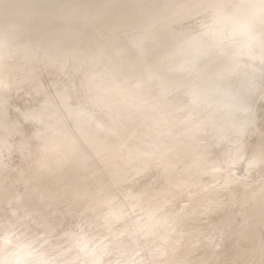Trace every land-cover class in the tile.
I'll use <instances>...</instances> for the list:
<instances>
[{
	"label": "bare ground",
	"instance_id": "bare-ground-1",
	"mask_svg": "<svg viewBox=\"0 0 264 264\" xmlns=\"http://www.w3.org/2000/svg\"><path fill=\"white\" fill-rule=\"evenodd\" d=\"M213 2L214 0H0V65L3 67V71L1 70L0 73L5 72L2 74L7 75L8 73L6 72H10L9 74L11 75L13 73L22 72L24 75L26 74L25 76L27 78L29 77L27 79V81H29V86L32 84L30 81L34 79L36 80L37 85H31L32 88L34 87L36 90V88L44 87L45 90L43 88L40 90L38 89V94L36 95L34 93L35 96L31 93V96L34 97L30 96V98H35L34 100H36L38 105V112L49 115L56 121L53 126L56 131V137L50 140V145L52 147L64 146L68 142L66 128L68 126V120L71 121L72 124H70V126L78 132L79 137L87 145L85 147L88 149V153L91 152L92 154V163L90 162L91 165L90 163L88 164L90 172L93 174L96 172L98 175L100 173H97V171H102L100 175L104 177L103 180H97L98 182L96 183L95 188L98 192L102 190L105 193V196H103L104 194L101 192L103 197L94 199L92 197L93 194L85 192L86 194L84 197L87 199L83 197V201H87L89 199L91 201H88L91 204V207L89 206L91 209L92 207L94 210L99 208L100 211L101 206H103L104 209H107L106 212L103 211L104 209H101V214L97 210L100 215L98 213L96 215L106 225V228H108L107 230L110 231L116 226H119L116 225L115 227H112L115 224L120 223V226L123 225L120 227L122 228V231L119 230L120 228L115 231H118L117 235H120V238L121 235L124 237V239H122V237L121 240L118 241L120 244L121 242H125V245L139 244L138 241L140 239L143 241L142 244H144V240L146 238L148 239V243L142 246L140 245L141 249H134V251L132 250V253H130V245L129 247L127 246L128 249H130V256L126 258H128L127 260L131 264H233V262L228 260L227 257V254L231 251L229 244L231 245L230 242H233V240H230V238L228 239L225 234L227 232L232 233L235 231L236 226L238 227L240 219L242 218L241 214L230 213L229 215H226L223 212L218 214V217L221 215L227 217L225 218L224 223L220 222L218 226L215 224V227L218 228L215 231L212 230L213 228H210L213 224L210 225V227L208 226L209 230L206 227L209 232H214V237L216 236L215 233L217 231V238L213 237L212 239L210 236L212 233L208 234L211 237L210 238L206 236L207 233L204 231L203 232L205 234L200 232V230H204L198 228L199 224L202 222V218L198 219L199 216L196 214L195 215L198 216L197 219L201 221L197 220L199 222L198 226L195 225L198 231L194 229L195 227L193 229L190 227L192 229L190 232V229L187 230V228L186 230L188 232L183 231L186 223L189 222L188 220L192 219L191 216V218L188 217V214L193 212L195 206L191 204L190 201L185 202V200H183L185 195L195 194V197L197 198L202 191L215 194L220 191L221 187H226L227 184V187H229L235 182L237 183V178L241 177L238 176L233 178L235 176L234 168H232V170H234L232 173L233 176L230 175V170V173H227L229 176L227 174H223V171L226 173L228 172V169L227 171L224 170L223 167L225 165H221L222 162L220 163V161L225 160V162L228 163V166H235V161L240 162L238 160H241L242 162L244 159V161L250 162L249 164L253 167L255 163L257 165H261V163L258 162L262 157H264V150L259 148L257 149L254 147L253 143L248 141V138H251L250 136L252 133L254 134L255 131L258 133L257 130L260 128L253 131L252 127H254L253 125H255V127H259V121L257 120V122L256 120H253V118H249V116H247L248 110H250L253 114L254 111L259 108L257 107L258 104L259 106L260 103L262 104V100L264 99V78H258V84L261 86L258 87L255 92L251 93L249 98L246 97L247 99H244L242 97L245 96L246 93L242 87H244L245 83H247V78L244 70L238 69L231 60L226 59L222 55H206L200 53L195 56H188L184 54L185 45L200 35V26L210 15V6ZM53 7L55 10L53 9L52 13L51 11ZM54 12H56L55 15H52ZM30 13L36 14L33 19L30 17ZM77 18L79 19V22L81 20L80 23L83 24L84 22L85 25L83 24V26L81 25L80 27L75 28L71 25L73 29H68L71 27L68 25H70L71 22ZM69 22L70 24H68ZM76 23L78 24V21ZM105 23L108 24L106 25L107 27L104 26L105 29L108 28L106 29L108 31H111L109 26L114 28L113 26L116 25L115 27H118L119 31L122 29L121 33L124 32L120 35L117 31V34L115 33L117 38H115L114 34H111L112 36L114 35L113 37L115 38L112 39L113 37H111V40H114L113 44L115 48H112L113 44H109L110 40L107 38L111 35L106 37L105 35H100L101 31L98 29L103 27ZM72 24H74V22H72ZM65 25L68 28H66ZM147 26H149V29L153 26L155 30L152 29V31H154L149 33L151 30L147 31L148 29H144V31H142L143 29H140L143 27L148 28ZM134 29L141 30L142 32L138 31L140 33H137ZM106 30L105 32H107ZM145 30L147 32L143 33ZM102 31H104V29ZM128 31H130L131 34H129L130 32L128 33ZM132 31H134L136 35H134L135 33ZM4 32H9L12 35L10 36L13 38L15 37V40H18V42L15 41V43L13 39L14 43L12 41V43H10L12 38L9 37L10 40L8 41L9 38L7 39V36H9V34L5 36L4 34L6 33ZM108 34L110 33L108 32ZM79 39L82 43H79ZM82 39L85 41L83 40V42ZM39 40L43 42L45 41L47 45L46 50L44 47L45 45H41V42H39V47L37 46L39 44H36L35 46L33 45ZM107 41L108 44L112 46L108 45V48L111 47L115 50L118 49L116 52L113 50L116 53V60L119 58L117 62L122 61L123 63L126 61L125 59L128 61V64L124 62L128 65L127 67L124 63L121 64V62H119L121 65L119 63L117 64H119L120 67L118 65L113 68L111 65L113 69L116 68L117 70L118 67V69L120 68L122 71L124 67V72L127 71L128 68L129 70H137L138 67L141 66L140 68H142L144 66L143 64H140L139 66L138 61L143 63L144 61L142 60H147L146 71L145 66L143 67L144 69L140 70L141 73L138 71L140 68L136 72L132 70L133 74L136 75L137 72H139V74L136 75L137 77L134 75L135 79H133L134 81H131L132 73L130 75V80L127 79L130 77L126 74L131 71L126 72L125 74H120L118 72L120 70L117 72L114 70V72L111 67H109L110 65L108 66L109 69L103 70L104 66L102 67L99 65V60L103 57L102 53L104 52H102V50L108 49L105 46L107 45ZM95 43L97 44V46L94 47L95 51L89 52L92 54H88L89 56H86V52L93 48L92 45L94 44L95 46ZM24 44H27L28 48L29 44L31 48L34 46V49L31 50H35L37 47V49L41 48L42 54L44 52V55L49 56V58L51 57V60L48 59L47 56V60L44 59V56L42 58L39 57L41 56L39 55L41 54V49L40 52L39 50H36V53L38 52L37 54L39 56L34 51L30 53L31 50L27 48L25 49L26 45ZM102 45L105 46V48H103ZM41 46H43L44 49ZM27 50H29V52ZM121 57L122 60H120ZM84 58L85 60L86 58L88 61L90 60L88 62L90 64L89 67H87V65L83 66L85 68L81 70V72L83 71V74L86 76V84L83 85L85 88H79L83 87L81 83L84 82V78L80 79L82 78L79 77L80 74L77 76L80 81H83L80 83H78L77 77L70 76V80L75 78V82L77 81L76 83H78L77 85L81 84V86L75 87L76 90L79 88L77 94H73L74 92L76 93L75 88H73L74 92H72L73 89L69 91V93L73 94V96H68V94H64V92L66 93L68 89V87H66L68 84H64L67 80L64 82L60 79L57 80V78L62 75V69H67L69 65H72L71 67H73L77 64H82V61L83 65L88 64L84 61ZM57 61H60L59 65L56 64ZM67 61H70L71 63H68V67L63 65L64 63L66 64ZM135 63L138 64V67L136 66L137 68H134ZM117 64L115 63V65ZM122 65L124 66L122 67ZM130 66L133 68L130 69ZM182 66H187V68L189 66V71L186 72L182 70L185 72L182 73L180 71V68H183ZM143 70L144 72H142ZM67 71L64 72L66 74L70 73L71 75V72L67 73ZM78 71L80 72L79 69L77 72ZM22 73H19L20 76ZM101 74L105 75L104 80H102L103 76ZM24 75L22 78L18 77V80L16 79V76L18 75H14L15 78L12 76L15 81L17 80V82L14 81L15 84L17 83L18 85V83H20V86L22 83H26L27 81H25L26 77H24ZM49 75L54 76V82L52 81L53 83L50 81ZM98 76L102 77V79L100 78V81L102 82L94 80ZM19 78H24V82H19V80L21 81ZM66 78L67 77L62 80ZM13 79L10 80V83L11 81L13 82ZM56 80L59 81L58 85ZM96 80H98V78ZM146 80L151 82L148 87L144 84ZM60 81L63 83H60ZM36 82L33 83L36 84ZM224 83L231 84L233 87L231 86L229 90L221 92L219 90V86ZM60 84L65 85L66 88L64 90L60 89ZM69 84L71 85V82ZM10 85H13V83ZM31 86L30 89L32 91ZM58 86L60 90L57 88ZM143 86L147 87V95L145 99L137 102L136 95ZM26 87L28 86L26 85ZM101 87L105 90L103 91ZM207 87L208 89H211V92L208 90L210 92L209 94L207 93L208 91L205 90ZM27 89L29 90V88ZM55 89L58 90V92H55L54 94V91H56ZM41 90H44L43 94L40 93ZM46 90H53L51 91L53 93L50 94V91L47 92ZM61 90L62 93H59ZM191 92H194V95L196 93L195 96L197 97L195 98H197V101H199L200 98L203 100L206 99V101L203 102L200 100L203 103L199 102L200 104H197L195 98V103L192 101V98H190V100L192 99V102L182 99L188 96L187 93L193 96V93ZM56 93L58 95L54 96ZM96 93H98V95L100 94L99 98ZM178 94H181L182 96H179ZM92 98L98 99L95 100ZM215 98L221 101V107H219V105L213 106L210 103V101ZM151 99H153V101L158 99L159 101L157 100L156 102L157 104L159 103L158 107L165 108L166 110L162 111L157 109L158 114L156 116H153L154 114L152 115V113L155 112L150 114L147 113L148 108L146 109V107ZM92 100L94 101L92 102ZM95 101H97L96 103L98 106L94 105ZM151 102L152 101H150V103ZM232 105H235L234 108H239L227 120V127L233 129L231 131H234L233 135L235 133L238 141H241L242 139L239 138H242L244 135L245 137H248L245 139L247 140L245 141L246 143H244V139L242 140L243 142L241 141L244 144H241V142L238 143L239 145L241 144L240 146L236 144L237 142H234V144L238 146L236 148L237 151L236 149L233 150L236 151V154L233 152L235 154V161L233 159L234 157L230 156L232 160L227 162L226 153L223 157H219L220 161H218V158L215 159L217 156L213 159L215 152H213L214 154L212 155L210 154L211 151H214L210 147L214 146L215 149H218L220 145L217 143L218 147L216 148V144H214L217 140L216 136L219 134L218 131L215 132L216 134L218 133L217 135H214V133L212 135L209 134V136L212 137L211 139L215 138L214 142L208 140L213 144V146L210 144V147H208V149H211L210 151L207 150L209 151V154L202 155L205 152H202V154L199 152V155L201 154V156H197V151L203 150V147L202 149L199 148L200 144L205 141V139L204 141L202 139L209 137H207L208 132H212V129H214L215 126H218L220 121L226 117V112ZM148 106L150 107V105ZM263 108L264 106L261 107L264 111ZM144 109H146V111ZM149 109H152V107ZM142 110L144 111L140 112ZM10 112L11 111L8 110L7 102L0 97V137H2L3 132H12L16 128L20 129L19 126L24 129H32V124L21 118H19V120L21 119L20 122H8ZM144 112L149 116L147 114L144 115ZM260 114L261 113H259V115ZM262 114L264 115L263 112ZM262 114L261 117H263ZM151 115L154 117H151L153 119L152 121H155V123L151 124V119L149 120V123L152 126H155L152 128L158 129L157 127L160 126L159 128L161 129L160 131L158 129L159 132L155 130L157 132L156 134L150 132L152 135L148 133V125L151 126L147 123L149 118L147 120L145 118V116L150 117ZM169 117L180 118V120L185 124L179 132L177 142L186 143L191 151L188 156L186 155V157L179 159L177 163L175 162V164L179 163V166L177 165L178 167L174 168L175 170L171 169L172 171L166 170L168 167L172 168V163L168 166V163L166 164L164 162L165 155L158 158L159 160L151 162L148 158L149 155L147 154L149 142L160 140L162 135L165 134V121L170 120ZM247 123H250L249 126L253 124L251 128L245 125ZM245 126H247L246 128L251 129L252 131L250 130V132L252 133L247 132L249 129H246ZM216 127L215 129H217ZM222 130V134L220 132L219 136L224 135V130H226V128L223 130L224 133ZM227 131L229 132V130H226V132ZM140 133H144V135L148 133L150 135H147L144 139V135H139ZM229 134L232 133L229 132ZM226 135H224L226 137L224 139L228 141V134L226 133ZM140 136L143 137L144 142L141 141L142 139L140 140ZM229 139L230 142L232 140L230 135ZM27 140L30 143L29 146H31L30 150L33 151L31 138L28 137ZM219 140L221 139H218L217 142ZM231 142L233 143V141ZM207 143L209 142H206L205 144ZM232 143H230L231 147L233 145ZM226 145L229 144L226 143ZM226 145L224 144L222 147H227ZM198 148L201 150H197ZM233 148H235V146ZM222 150L223 149L220 151ZM222 152L220 154L224 153ZM226 152L227 154L229 153L228 151ZM82 154L83 156L86 155L84 151H82ZM209 155L212 157L210 158ZM229 155L228 160L231 159ZM249 155L253 157H249ZM224 156H226L225 159ZM221 158L223 159L221 160ZM261 161L262 160H260V162ZM225 162L224 164H226ZM229 162H232V164H229ZM248 162H245L247 164H237L248 165ZM165 164L167 166H165ZM256 164L255 166L257 167ZM248 166L247 168H244H252ZM165 167L167 168L165 169ZM258 167L256 168L257 170ZM260 167L259 170H261L264 166L261 165ZM226 168L229 167H225V169ZM252 169H248L249 172L252 171ZM258 171L255 173V176L260 174V172L258 174ZM262 172H264V170ZM131 175H134V177L132 176L130 178ZM262 175H264V173H262ZM260 177L257 178L259 179ZM146 178H148V180L145 181L147 182V185H145L144 182V185H141V180ZM263 179L259 181L262 182ZM148 181H150L149 184ZM236 183L234 187L237 185ZM263 184L262 187L264 188ZM254 186L255 188L258 187V185ZM260 186L257 189L262 190L263 192L264 190L263 188H260ZM118 194L122 195L118 196ZM251 200L252 199L246 195L245 202H251ZM227 204L232 205V199H228ZM94 210H92L91 214ZM262 215L263 214H261V216ZM187 217L189 218L188 220ZM142 220L144 221V224L139 225L141 226L139 227L138 223ZM192 222L193 221L189 222L190 226H192ZM258 222L262 225L256 231L254 242L258 241L264 246V239L260 236L264 229V215ZM202 225L203 224L201 223V226ZM188 226L189 225L187 224V227ZM205 226L203 228H205ZM119 231L123 232V234L119 233ZM163 231L165 233L167 232V234L164 233L165 235L159 237L161 235H159V232L163 233ZM168 231L174 234L172 235ZM174 231L180 232L177 234H182L183 236H177V239L173 238L172 236L176 233ZM145 233L146 238L143 240ZM202 233L203 236L205 235L207 238V240H204L208 242L207 244L205 243V246L203 244H199L201 241L202 243L204 241L198 240L199 236H197L201 234V237ZM220 234V240L226 237L224 244L222 241H219L218 236L220 237ZM222 234L223 236L225 235V237H223ZM117 235L114 234L113 237L116 238L115 236ZM21 236L22 234L16 233L13 228L1 230L0 255H3L5 252L18 254L17 251L12 250L11 244L13 242H21ZM118 239L119 238L117 237V240ZM157 240L159 242H157ZM4 243H8L9 246L5 248ZM217 246H219L222 250L217 252L215 255L214 252H216ZM212 248H215V251H210V253H214L215 256H212V253L211 255H207L208 250L206 252V249ZM128 249L125 250L128 251ZM203 249L204 251L202 252ZM125 250L123 252H125ZM261 251L264 252V250ZM254 258L256 259L252 258L255 261L254 264H264V253L262 255H257V257Z\"/></svg>",
	"mask_w": 264,
	"mask_h": 264
},
{
	"label": "rangeland",
	"instance_id": "rangeland-1",
	"mask_svg": "<svg viewBox=\"0 0 264 264\" xmlns=\"http://www.w3.org/2000/svg\"><path fill=\"white\" fill-rule=\"evenodd\" d=\"M53 9H54V7L52 8V11H51L52 13H53ZM55 13L56 12H54V14H52V15H55ZM35 15H36L35 13H30V17L32 19L35 17ZM77 21H78V24L76 23ZM72 22H74V24H72ZM72 22H71V24H70V22L68 23L70 25H68V24H66V25H68L69 27L72 25L73 28H75V27H80L81 25L83 26V24H84L83 21H82L83 24L80 23L81 20L79 22L78 18L74 19V21H72ZM106 25H108V24L105 23V25H103V27ZM72 26L70 28H68L66 26V28L73 29ZM115 26L116 25L113 26L114 28L109 26V29L111 28L110 29L111 31L106 30L108 28L105 29V27L104 28L101 27L100 28L101 30L98 29L99 31H101L100 35H102V36L105 35V37L108 35H111V34L115 35V33L117 31H118V34H120V35L124 33V32L121 33V31H122L121 28H120L121 30L119 31V28L118 27L116 28ZM147 27L148 28L143 27L140 29H143L142 31H144V29H148L147 31L151 30L149 33H152L155 30L153 26H151L150 29H149V26H147ZM103 29H104V31H102ZM137 29H139V28H137ZM137 29H134L135 32L136 31H137V33L142 32L141 30H137ZM152 29H154V30L152 31ZM105 30L107 32H105ZM131 30H133V29H131ZM130 31H128V33ZM138 31H140V32H138ZM147 31L145 30V32H143V33H146ZM108 32L110 34H108ZM132 32H134V31H132ZM4 33H6V32H4ZM101 33H103V34H101ZM7 34H9V36H7V39L9 37L12 38V40H10V38L8 39V41L10 40V43L13 42V39H14V42L16 41L15 37L14 38L11 37L12 35L9 32H7L4 35L6 36ZM97 34H99V33H97ZM129 34H131V32ZM134 35H136V33ZM113 36L111 35V36L107 37L110 40L109 44H113L114 40H111V37H113ZM107 38H106V40H107ZM115 38H117L116 35H115ZM115 38L113 37L112 39H115ZM40 40H42V39H40ZM40 40L37 43H34L33 45L35 46L36 44H39V45H37L39 47L40 46L39 42H41V45H43V46L45 45L44 47L46 50L47 45H46L45 41L43 42ZM83 40L84 39H82V41ZM108 41H107V45H105L107 48L109 45ZM16 42H18V40ZM79 43H82L81 40ZM144 44H146V43H144ZM24 45H26L25 49L26 48L29 50L34 49V46H32L33 48H31L30 44H29V48L27 47V44H24ZM43 46H41V47L44 49ZM92 46H93V48L89 49L86 52V56H89L88 54H90V55L92 54L89 52L95 51L94 47H96L97 44L95 43V46H94V44ZM105 46L102 45L103 48H105ZM109 46H111V45H109ZM111 47H109L106 50H102V52H104V53H102L103 57L101 56L102 58L99 60V63H100L99 65H101L102 67L104 66V69L101 68L103 70H107V69H109V67H111V69L114 71V70H116V68L115 69H113V68L118 66L120 64L119 62H121V64H123L124 62L128 64L127 59H125L126 61H124V59H123V61H124L123 63H122V61L117 62V60H119V58H117V60H116V57H115L116 53L115 52L118 49H116V50L112 49V48H115L114 44H113V47L112 48ZM37 48H35V50H31L30 53H32V51H34L36 53V50H39V52H40L41 48L40 49H37ZM29 50H27V51L29 52ZM113 50H115V52ZM118 53H119V51H118ZM119 54H117V55H119ZM39 55H41V56H39ZM39 55L38 56L40 58H42L44 56L45 57L44 59H46L47 55H44V52L42 54V49H41V54H39ZM47 58L50 59L51 57L49 58V56H47ZM69 59H67V60H69ZM120 60H122V57L120 58ZM84 61H86L88 63L90 60L88 61L87 58H86V60L84 58ZM142 61L146 62L147 60H142ZM57 62H56V64L59 65L60 61L58 63ZM144 62L142 63V62L138 61V64H139V66H140V64H143L145 66V71H146L147 62L146 63H144ZM68 63L71 64L70 61L69 62L67 61L66 62L67 65L65 63L63 65L68 67ZM115 63L116 64L119 63V64L115 65ZM127 64H125L126 67L128 66ZM138 64L135 63L134 64L135 66L133 65L134 68H137ZM77 65H75L73 67H71L72 65H69V67L72 69H70L69 67L68 68L65 67L68 69V71H67V69L64 70V68H63L64 66H63L62 67L63 73L60 76L61 78L59 77V75H58L59 78H57V80L60 79L61 81H64V82L67 80V82L64 84L65 85L68 84V85H66V87H68V89L69 88L70 89L69 90L67 89L68 93H67V91H66V93L64 91L63 92L66 95L68 94V96H70V95L73 96V94L74 95L77 94V91H79V88L80 89L85 88V86H83V85L86 84V82H85L86 76H85V74H83V71L81 72V70H83V68H85L83 66L87 65V67H89L90 64L88 63V64L83 65V61H82V64H77ZM111 65L113 66V68ZM120 65H119V67H120ZM79 66L81 67V69ZM123 66L124 65H122V67ZM74 67H76L77 70L79 69L80 72L79 71L77 72L76 68H74ZM140 67H138L137 70ZM143 67L138 70L140 73H141L140 70L144 69ZM182 67L183 68H180V71L182 73H185L184 71H186V72L189 71L188 70V68H190L189 66H188V68H187V66H182ZM2 68L3 67L1 66L0 71L2 70ZM73 68H74V70H76L75 72H73L74 71ZM131 68H133V67L130 66V69ZM118 70H120V68L118 69V67H117L116 72ZM123 70H124V67H123L122 71ZM132 70L135 72L137 71L136 69L135 70L134 69L129 70V68H128L127 71H125V72L123 71L124 73L121 70L118 72L120 74L121 73L125 74L126 72L131 71V72L126 73V74H128V77H130V75L132 73V79H131V77L127 78V76H126V78L129 80L131 79V81H132L133 79H135V76L139 74V72H137L136 75L133 74ZM182 70H184V71H182ZM64 71L65 72L67 71V73L71 72V75H70V73L66 74ZM142 72H144V70ZM2 73L4 74L5 72L0 73V78H1V80H0V97L3 98L7 102L8 110L11 111L8 122L15 123L16 121L20 122V120L23 119V120L29 121L33 126L32 127L30 125L32 127V129L31 128L30 129H24L21 126H19L20 129L16 128L12 132L11 131L3 132L2 137H0V231L4 230V229L13 228L16 233L22 234L21 242L18 241V243L13 242L11 244L12 250L17 251L18 254L23 259H40V260H44V261H50L51 264H131L127 260L128 258H126V257L130 256V253H132L134 251V249L139 250V249H141L142 245L148 243V239L145 237L146 233L143 236L144 237L143 240L146 238L145 240H147V241L144 240L145 243L142 244L143 241L140 239L139 241L141 243L139 241H138L139 244L136 243L139 246L141 245L140 248L136 244H134L135 246L132 244L131 245L130 244L125 245V242L124 243L121 242V244H120L118 241L121 240L123 235H121V238H120L119 237L120 235L119 236L117 235L118 231L117 232H115V231L118 230L123 225L120 226V223L115 224L112 227L119 225V226H116L117 229L115 227L114 228L115 230L114 229H112L110 231L107 230L108 228H106V225L102 222V220L99 217L96 216L98 212L100 213L101 209L102 210L104 209L103 206L100 207L101 208L100 211H99V208L95 209L96 210L95 211L93 209V207H92V209L90 208L91 204L88 202V201H90L89 199L87 201L86 200L83 201L85 198L84 195L86 194L85 192H89L90 194H93L92 197L94 199H99L100 197L105 196V193L102 190L100 192H98L95 188V185L98 182L97 180L98 179L103 180L104 177H102L100 175L102 171H100V172L97 171V173H100L98 175L96 174V172L94 174L90 172V170L88 168V164L90 162L92 163V161H91L92 160L91 159L92 154H91V152L88 153V149H86V147H85L87 145L79 137L78 132L70 126V124H72L71 121L68 120V126L69 127L67 126V128H66L67 129L66 132H67L68 142L64 146L52 147L50 145V140L56 137V131L53 128L56 121L54 118H51L49 115H46L42 112H38L37 111L38 105H37L36 100H34L35 98H30L31 93H33L32 95L35 96V94L37 95L38 94L37 92L42 88L44 89V87L36 88L37 91L33 87L35 90L34 91L32 86L37 85V82H36V80L33 79L32 81H30V83L32 82V84H31L32 86L31 85L30 86L32 88V91H34V92H32L30 89V86H29V81H27V79L29 77L27 78L25 76L26 74L24 75V73L19 72V73H22L24 75V77H26L25 81H27V82L22 83V81L24 82V78L21 79L23 77L22 74L20 76V74L18 72L15 74L13 73L11 75L9 74L10 72H6V73H8L7 75L6 74L3 75ZM74 73H75V75H74ZM119 73H117V74H119ZM78 74H80V76ZM81 74H82V76H81ZM103 74H101L103 76V79L101 76L100 77L98 76L97 77L98 80H96L97 78H95L94 80L98 81V82H102V81H100V78L102 80L105 79V75H103ZM14 75L15 76L18 75V76H16V79L18 77H21V78H19V79H21V81L19 80V82L22 83L20 85L21 87L19 86L20 83H18V85H17V83L15 84V82H17L18 79L15 81V79H13V77L15 78ZM63 75H65V76H63ZM62 76H63V78H65V77H67V78L62 80L63 79ZM70 76L82 77L80 79L84 78L83 79L84 82H83V81H80L77 77L78 83L83 82V83H81L83 87H79L78 90H76L75 87L81 86V84L77 85L78 83H76L77 81L75 82L76 79L73 77H72L73 81L70 80V78H71ZM53 77L54 76H52V75L49 77L51 82L52 81L54 82ZM11 78L13 79V82L11 81V83H10V80H12ZM29 80H31V79H29ZM57 80H56V82L58 85L59 81H57ZM61 81H60V83H63ZM33 82H36V84H34ZM68 82L69 83L71 82V85ZM7 83L8 84L13 83V85H10V84L8 85ZM73 83H75V84H73ZM150 83L151 82L149 80H146L144 82V84H146L145 86H147V87ZM245 84H247V83H245ZM24 85H25V87H26V85L28 87H26V89H25ZM60 85H59L60 89L64 90L66 88L65 85H62V84H60ZM59 86L57 87L58 89H59ZM231 86L233 87V85H231V84L224 83L221 86H219V90L221 92H224L226 90H229V88ZM147 87L143 86L141 88V90L139 91V93L136 95L137 102L145 99V97L147 95V93H146ZM27 88H29V90ZM73 88H75L76 93L74 92ZM242 88L247 95V96L246 95L243 96L242 98H244V99H247L246 97L249 98V96H251V93L247 92L244 87H242ZM101 89L103 91L105 90L102 87H101ZM44 90H41L40 93L43 94ZM70 90H72V92H74V93L70 94L69 93ZM205 90H207V91L210 90V92H211V89H208V87ZM46 91L47 92L50 91V94L53 93V92H51L53 90H49V91L46 90ZM55 92H58V90L54 91V94H55ZM210 92L208 91L207 93L209 94ZM59 93H62V90ZM191 93H193L194 97L192 95H189V93H187L188 96H186V98H182V99L185 101H189V102L193 99L192 101L194 102L197 99V98H195L197 96H195L196 93H195V95H194V92H191ZM54 94H52V95H54ZM96 94L99 98L100 94L99 95H98V93H96ZM57 95L58 94L56 93V95H54V96H57ZM178 95L182 96L181 94H178ZM34 96H31V97H34ZM97 96H93V97H97ZM190 96H192V97H190ZM98 98H96V99H98ZM190 98H192V99L190 100ZM194 98H195V100H194ZM92 99H95V98H92ZM33 100H34V102H33ZM157 100L158 99L154 100L155 101L154 102L153 99H151L150 101H152V102L150 103V101H149L147 104V107H146V109L148 108L147 113L150 114L152 112H155V113H152V115L154 114L153 116H156L158 114L157 109L162 110V111L166 110L165 108H159L158 107L159 103L158 104L156 103ZM200 100H202L203 102L206 101V99L203 100L201 98H200ZM200 100L199 101L196 100L197 102L196 101L195 102L197 104L203 103ZM263 100H262L263 105L260 103V106H259L258 103L260 101L257 103L258 106L257 105L256 106L259 108L256 111H254L253 114L250 110H248V113H247L248 114L247 116H249V118L251 117V118H253V120L259 121V122L257 121L259 127H255V125L251 124V126L252 125L254 126V127H252L253 131L255 129L257 130L258 128H260L257 130L258 133H256V131L254 132V134L252 132H250L251 129H249V128H251V126H249L250 123H247L245 125L249 126V128H246L247 126H245V128L249 129V131L247 130V132L252 133L250 136L251 138H248L247 136L245 137V135H244V136H242V138H239V139H242V140L244 139L243 141H244V143H246L245 141H247V140H245V139L248 138V141L253 143L254 147H256L257 149L259 148V149L264 150V115L262 114V112L264 113V111L261 109V107L264 106ZM93 101L94 100H92V102ZM96 102L97 101L94 102L95 103L94 105H97ZM210 103L213 106L219 105V107H221V104H220L221 101L219 99H216V98L212 99L210 101ZM148 105H150V107ZM234 106L232 105V106H230V108L228 107L229 109L226 112V117H224L220 121V123L218 124L217 127L215 126L217 129H215V127H214V129H215L214 132H213L214 129H212V132H208V135H207V137H208L209 134H211V135L213 133H214V135H217L218 133L220 134L221 130L222 129L224 130V128H226V130H229V132L232 133V134H229V132L228 131L226 132V130H224L225 131V133H224V131L222 130L224 135H226V133L228 134V138H227L228 141L226 139H224V138H226L224 135H222L223 136V138H222V136H219V134H218L216 136V139L217 140L221 139L223 141L219 140L220 142L219 141L217 142V140H216V142L214 143V144H216V148L218 147V144H220L221 147L219 145L218 149H215L213 144L210 143V141H208V140H211L212 142H214L215 138L211 139L212 137H210V136L208 138H203L202 139L203 141L205 139L206 142H209V143H207L209 146L207 144H205L206 143L205 141L202 142L203 144L201 143L200 144L201 147L199 146V148L202 149V147H203V150L198 148L197 150H201V151L196 150L198 152V154H196L197 152L195 151L196 152L195 154L197 156L199 155V152H201V154H202V152H205L202 155L209 154V151L211 150L210 148H212V150H214V151H211L210 154L212 155V154H214L213 152H215V154L213 155L214 156L213 159L215 158V156H217L215 159L218 158V161H220L219 157H223V155L226 153L227 157L224 156V159L226 157L227 162L232 160V158L230 156L234 157L233 159L235 161V154L237 151L236 148L238 146H240L241 144H244V143H242L243 142L242 140H241L242 142L240 140L238 141V138H237V136H235V133L233 135L234 131H231V130H233L232 128L230 129V127H227V120L239 108V107L234 108ZM151 107H152V109H149ZM219 107H216V108H219ZM92 109H94V108H92ZM146 109H144V110L146 111ZM144 110H142L140 112H143ZM258 112L261 113L263 117H261V114L259 115ZM144 113H142V114H144ZM147 113H145L144 115H146ZM152 115L150 117L145 116L146 120L149 118L147 120L148 124H150L149 123L150 119H151L150 120L151 124L155 123V121H152L153 120L152 118H154V117H152ZM19 118H21V119L19 120ZM258 118H260V119H258ZM7 119H8V117H7ZM169 119L170 120L165 121V129H164L165 134L162 135L160 140H154V141L149 142L148 148H147V154L149 155L148 158L151 162H155L156 160H159L158 158L165 155V157H164L165 161L164 162L166 164L168 163L167 164L168 166H170L169 165L170 163H172L174 166L176 165L174 167L171 164L172 168L171 167L170 168L165 167V169L167 168L166 169L167 171H170L171 169L175 170L174 168H177L179 166L178 165L179 163L175 164V162L177 163L179 159L186 157V155L188 156L191 153L190 148L186 143L177 142L179 132L181 131V128H183L185 124L180 120V118H174V117L170 118L169 117ZM153 126L148 125V131H149L148 133L151 132V133L156 134L157 133L156 131H158V129H159V131L161 130L159 128L160 126L157 127L158 129H153L155 127V126L154 127ZM156 126H158V125H156ZM150 127L151 128L153 127L152 128L153 132H152V129ZM217 131H218V133L216 134L215 132H217ZM244 131H245V129H244ZM148 133L145 135H144V133L143 134L140 133L139 135H142V136L144 135V139H145L147 137V135L149 136L151 134V133L150 134H148ZM221 134H222V132H221ZM229 135H230V138L232 139L231 141H233V143L231 141L229 142V140H230ZM231 135H233V136H231ZM142 136H140L139 138H140V140L142 139L141 140L142 142H144V139ZM28 137L31 138L33 151L30 150L31 146H29L30 143L27 140ZM235 138H237V139H235ZM221 142H223V143H221ZM234 142H237L236 144L238 146L236 144H234ZM240 142H241V144L239 145L238 143H240ZM226 143H228L230 146L226 145ZM230 143H232L235 146V148H233L234 147L233 145L231 147ZM210 144L213 147H210ZM224 144L227 147H222V145L224 146ZM204 146H206L207 148ZM228 146H229V148H228ZM208 147H210V148L208 149ZM227 148H228V150H227ZM219 149L220 150L223 149L222 150L223 152L226 150L229 153L232 151L231 153L233 155L231 153H230V155H229V153L227 154L226 151L223 153ZM230 149H232V150H230ZM234 149H236V151H233ZM186 150H187V152H186ZM207 150H209V151H207ZM218 150H219V152H218ZM82 151H84L86 155L83 156ZM206 152H208V153H206ZM221 152L223 154H220ZM201 154L199 156H201ZM218 154H220V155H218ZM211 155H209L210 158L212 157ZM228 155L231 158L229 160H228ZM249 157H253V156L249 155ZM262 158L264 159V157H262ZM262 158L260 159L262 161L260 162V160H259L258 163H261V165L264 166L263 165L264 161ZM222 159L223 158H221V160ZM246 160H248V159H246ZM234 161H233V164H234ZM238 161L241 162V160H238ZM224 162H225V160L220 161L221 165L222 164L225 165L223 167L224 170L227 171V169H228V172L225 173V171H223V174H227V173L229 174L231 171L230 175L233 176L232 173L234 170H232V168H234L235 169V172H234L235 176L233 178L241 176L240 178L239 177L237 178V180H236L237 183L235 182L237 184L235 187H237V188L234 187V185H235V183H234L229 187H227L228 184L226 185V187L225 186L221 187L220 191L215 193V194L202 191V193L200 195H198L197 198L195 197L196 196L195 194L185 195L183 197L184 198L183 200H185V202L190 201L191 204H193L195 206H194L193 212L188 214L189 215L188 217L189 218L192 217L193 220L189 219L187 217V220L189 219L188 220L189 222L193 221L191 223L192 226H190L189 222H187V223L185 222L186 225L184 227V230L183 229L182 230L186 232L187 230L190 229L189 232L192 231V229L195 227V225L198 226V223H199L198 221H200L198 219L202 218V220H201L202 222L201 221L200 222L204 226L205 225L206 226H205V228H203L204 226L202 225L203 226L202 227L201 223H200L198 228L204 229V230H200V232L204 231L205 233H207L206 234L207 237L211 236L213 239V237H214L213 233L214 232H209L208 226L210 227V225L213 224L210 228L211 229L213 228L212 230L215 231L218 229L217 227H215V224H216V226H218V224L220 222L224 223L225 218H227L224 215H221L218 217V214H220L221 212H223L226 215H229L230 213L241 214L242 218L240 219L238 227L236 226L235 231L232 233L227 232L225 234L228 239L230 238V240H233V242H230L231 245L229 244V248H231V251L227 254V257H228V260H231L233 262V264H247V263L248 264H254V262H255L253 260V259H255L254 257H257V255H262L264 253L263 251H261V250H264V246L258 241L254 242V240H255L254 236L256 234V231L262 225L258 221L264 215V210H263L264 209V191L262 192V190L257 189L260 185H261L260 188H263L262 184L264 181V179H263L264 175H262V173H264V172H262V171L264 170V167L261 170H259V167L261 165L258 164L259 165V167H258V165L255 163L258 167V170H259L258 171L256 169L257 167L255 166V164L253 165V167H256V168H253L252 165L249 164L250 162L244 161V159L241 162V163L248 162V165L250 167H252L253 169H256L258 171V174L260 172L261 177H262L261 178L260 174L259 175L256 174L258 176H255V173H257L256 170H253L252 168H248L249 170L252 169V171H253V172L252 171L249 172L248 169H245L248 166V165H245L247 163H245L244 165L243 164L239 165L237 163H240V162L235 161V166L232 165V166H234V167H232L231 165L228 166L227 165L228 163H226V162H225L226 164H224ZM91 163H90V165H91ZM166 164H165V166H167ZM229 164H232V162L231 163L229 162ZM236 165H238V166H236ZM230 166H231V169H230ZM225 167H229V168L225 169ZM244 170H247V171H244ZM244 172L245 173L249 172V173H247L248 174L247 175ZM95 174H96V176H95ZM97 176H99V177H97ZM132 176L134 177V175H131L130 178ZM257 177H260V178L258 179ZM230 178H231V176H230ZM261 179H263L262 182L259 181ZM133 180H134V178H133ZM147 180H148V178H146L144 180L142 179L141 180L142 182H140V184L141 185H144V184L147 185V182H145ZM137 182H139V181H137ZM143 182H144V184H143ZM149 182L150 181H148V184H149ZM259 182H260V184H259ZM254 185H258V187L255 188ZM263 186H264V184H263ZM263 190H264V188H263ZM101 192H103L104 195ZM121 195L122 194H118V196H121ZM246 195L249 196L250 199H252L251 202H247V203L245 202ZM85 199H87V198H85ZM228 199H232V205L227 204ZM88 208H90V209H88ZM92 210L95 211V212L93 211V213H94V214L92 213L93 215L91 214ZM97 210H98V212H97ZM106 210L107 209H104L103 211L106 212ZM101 213H102V211H101ZM195 214L198 215L199 217L196 216ZM261 214H263V215L261 216ZM192 215H194V216H192ZM197 217H198V219H197ZM140 223H138V226L144 224V221L142 220ZM187 224L189 225L188 227H187ZM139 227H141V226H139ZM190 227H192V229ZM206 227L208 228V230ZM186 228H187V230H186ZM194 229L197 230L196 227ZM119 230L122 231V228H120ZM205 230L208 231L209 233L206 232ZM120 231H119V233L123 234V232H120ZM161 232H162V230H161ZM168 232L171 233L170 231H168ZM174 232H176V231H174ZM185 232H181V233H185ZM109 233H114L115 235H117V236H115L116 238L113 237L114 234H109ZM164 233H165L164 231H163V233L159 232V235L161 234L159 237L167 234V232L165 234ZM177 233H180V232L177 231L175 233L176 236L174 235L172 237L177 239V236L178 237L180 235H181V237L183 236L182 234H177ZM199 233H197V234H199ZM203 233L201 236L202 238L200 237V235H201L200 234V235H197V236H199L198 237L199 239L198 238L197 239L200 241L203 240L204 242L202 243V241H201V243H199V244H201V245L203 244L205 246V243L207 244L208 242L205 241V240H207V238L205 237V235L203 236ZM210 233H212L213 236L212 235L209 236L208 234H210ZM215 235H216L215 237L217 238V231H216ZM225 235L223 236V234H222L223 237H225ZM260 236L262 239H264V229H263V233ZM117 237L119 238L118 240H117ZM210 238H209V240H210ZM218 238H219V241L220 242L222 241V243L224 244L226 239L223 238L222 240H220L221 234H220V237L218 236ZM122 239H124V237ZM198 240H196V241H198ZM0 242H1V238H0ZM157 242H159V241L157 240ZM124 245L126 246V248ZM129 245H130L131 250L128 249ZM131 246L133 247V249ZM125 249H128V251ZM214 249L213 248L212 249H206V252L208 250V252H207L208 254L206 252L205 253L207 255H211V253L215 251ZM216 249L218 251L216 250V252H214L215 255L217 252H220L222 250L219 246H217ZM124 250H125V252H123ZM203 251H204V249L202 250V252ZM210 251H212V252L210 253ZM214 253H212V256H215ZM126 254H127V256H126ZM250 260H253V261H250Z\"/></svg>",
	"mask_w": 264,
	"mask_h": 264
},
{
	"label": "clouds",
	"instance_id": "clouds-1",
	"mask_svg": "<svg viewBox=\"0 0 264 264\" xmlns=\"http://www.w3.org/2000/svg\"><path fill=\"white\" fill-rule=\"evenodd\" d=\"M222 55L244 70L253 93L264 78V0H214L210 15L200 26V35L189 41L184 54ZM8 243H4L7 248ZM0 264H51L40 259H23L19 254L0 255Z\"/></svg>",
	"mask_w": 264,
	"mask_h": 264
}]
</instances>
